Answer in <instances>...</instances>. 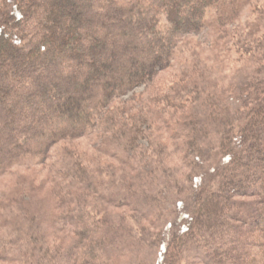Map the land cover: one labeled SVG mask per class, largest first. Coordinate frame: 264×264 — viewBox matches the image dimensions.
Returning <instances> with one entry per match:
<instances>
[{
    "label": "trees",
    "instance_id": "trees-1",
    "mask_svg": "<svg viewBox=\"0 0 264 264\" xmlns=\"http://www.w3.org/2000/svg\"><path fill=\"white\" fill-rule=\"evenodd\" d=\"M262 1L0 0V179L19 168L45 166L60 178L59 186L72 199L83 198L79 192L93 181L94 191L82 203L88 202L96 211L100 199L110 198L109 204L128 197L140 200L134 205L135 214L161 234L156 264H180V259L183 264H264ZM245 12L252 13V19L243 22ZM201 33L210 37L207 50L201 44L185 43ZM184 46L192 50L190 59L181 65L182 79L164 89L161 99L166 110L188 107L190 114L174 128L161 114L155 115L156 122L174 132L169 139L183 154L184 166L192 168L185 176L183 196L174 198L168 193L177 184L170 179L176 170H166L160 181L164 183L152 198L149 189L136 188L139 185L134 181L139 183L140 178L133 179L134 175L122 169H92L90 180L83 182L85 168L80 158L72 151H53L89 137L97 127H102L99 148L117 152L121 158L125 152L118 146L135 141L143 124L149 127L148 137L154 136L151 126L156 123L148 118L145 106L136 114V108L115 106V102L175 68ZM203 62L223 67L237 62L244 68L231 71L233 95L213 104L201 97L205 95L201 81L209 76L199 71ZM197 119H202L200 124L195 123ZM234 122L239 130L236 135L231 132ZM117 125L122 129L116 136L107 135ZM148 151L140 150L146 156ZM136 159L132 153L122 160L142 177L144 163ZM116 172L121 173L118 179L105 178ZM122 181L134 184L130 186L133 194L130 189L125 191ZM159 197L163 202L158 203ZM66 200L62 198L58 205ZM167 202L174 207L170 222ZM124 206L133 208L130 202ZM77 208L69 212L80 221L91 213ZM69 212L55 214L57 229L64 225L59 218L71 222ZM107 217L114 220L108 229L96 230L93 224L89 231L90 226L74 224L80 238L73 241L72 257L69 253L57 263L69 258V264H113L117 255L125 254L123 245L132 229L126 226L123 234L117 218ZM8 229L13 234L2 235L0 229V261L8 262L11 254L17 260L28 258L38 248L28 243L23 226ZM142 245L144 241L135 236L132 246L144 255L147 251ZM35 257L42 260L41 255Z\"/></svg>",
    "mask_w": 264,
    "mask_h": 264
},
{
    "label": "rangeland",
    "instance_id": "rangeland-1",
    "mask_svg": "<svg viewBox=\"0 0 264 264\" xmlns=\"http://www.w3.org/2000/svg\"><path fill=\"white\" fill-rule=\"evenodd\" d=\"M262 6H264V1L261 2V7ZM249 19H252V13L245 12L243 14L242 21L245 22ZM185 43H188L187 45L191 44L192 46L201 44L202 49L207 50L206 47H209L208 45L210 43V37L205 33H201L189 38ZM202 44L206 46H203ZM191 50L192 47H182L181 53L177 55V62H174L175 68L170 69L166 72H162L156 78V81L152 85H142L115 102V106L125 105L128 108H136V114L140 112H138L139 107L145 106L146 110L149 113L148 118L154 119L156 123H154L155 125L151 126V129L154 131V136L148 137L149 127L148 125L143 124L139 130L140 132H137L135 141L132 140L131 142L124 144V147L123 144L122 146H118L122 151L124 149L125 153L123 154L125 156H122L123 158L133 153L137 157L136 160L144 163L145 170L143 171V173L145 174L142 177L134 169L124 165V161L122 160L123 158H121L117 154V152H107L99 148L98 134L100 133V130H102V127H97L96 129H94L93 134L89 137L71 142L67 145H61L53 152L58 151L66 154L68 151H72V153L76 154L77 158H80V160L82 161L81 166L85 168L84 170H82L83 182L85 180H90L89 176L92 169H96L99 167L101 169L109 167L112 169H116V171L122 169V171L124 170L127 173H131L132 175H134L133 179L140 178L141 180L139 179V183H136L134 181L135 184L139 185L136 186V188H138L139 190L142 188L149 189V197L151 198L152 193H154V191L156 192L159 187L161 188L160 185L164 183H160V181L161 176L167 174L166 170H176V172L174 171L173 174H170V179L174 180L177 184H174V186L172 185L170 190H168V193L173 195L174 198L183 196V193H185L183 191V187H185V176L187 174H190L192 168L184 166L183 154L175 150V143L172 141V139H169L168 135H172V133L174 132L170 130L171 128L167 130L166 126H162L159 121L156 122L155 115L157 113L161 114V117L166 122H169L173 126V128L174 126L181 125L186 122V119L190 114V109L187 107V109L184 110L168 111L166 110V103L163 101V99H161V96L164 89L180 82V80L182 79L181 65L184 64V62L188 61V59H190ZM200 66L201 67L199 71H206V73L209 74V76L206 75L207 78L205 77V79H207L206 81H201V83L204 85L203 87H201V89H203V93H205V95H203L202 93L200 94H202L201 97L204 100H210L211 104H213V102L215 101L217 102L218 99L225 100L226 97L232 94L230 88L234 85V82L230 79L231 71H240L244 69L237 62L234 64L228 63V65L224 67L222 65L216 66V63L212 64L208 62L204 64L203 62ZM237 84L238 82L235 84V86ZM191 97L194 98V96ZM230 116L232 117L231 114ZM201 120L202 119H197L195 123L200 124ZM229 121L230 120H228V123ZM234 123L235 124L232 126L233 128L231 129V132L236 135L238 134L239 130L237 128L238 124L236 122ZM230 124L232 125V122H230ZM224 127H227V122L225 123ZM219 128H223V126H219ZM121 129L122 127L120 125H117L114 131H111L107 135L111 137L116 136V134ZM226 129L227 128H225V130ZM158 136L161 137L159 138V140L154 139ZM122 141L123 140H121V142ZM154 142L159 143L157 147L154 145ZM197 144L200 147H204V144L202 142ZM142 149L149 150L147 152V156L141 154L140 150ZM58 152L57 155L62 157L63 155L61 153L58 154ZM206 152L207 150H205V153ZM52 156L54 158L56 156V153L55 155L52 154ZM56 160L57 159H54L53 162H55ZM71 163L73 164V161ZM158 166L162 167V169L157 170L156 168H158ZM86 170L88 173L86 172ZM109 170L107 169V171ZM151 170L152 172H154H149ZM119 175H121V173L119 172L109 173L105 175V178L107 180H110L112 178L118 179ZM59 180L60 178L51 173L50 169L45 166H30L19 168L11 174L0 179V229L2 231V235H10V232L13 234L14 231L12 232L8 229L10 226H23V228L27 229V232L29 234L27 237L29 238L27 239L28 243H33L35 246H38V248L39 245H41L39 254L38 248L33 250L32 254L30 256H27L28 258H25L26 260L23 258H21V260H17L20 258H14V255L11 254V256H8V258H6L8 262L0 261V264H58L57 262L60 257L69 255V253V258L72 257L71 255L74 252V250H71L73 241L79 240L80 238V236L77 234V229L74 227V224L77 223V227H80V225L84 227L90 226L89 231H91V229L93 228V224L96 226L93 229H108V226L113 224L114 222L112 221L114 220L108 218L107 215L117 218L118 221L116 223L121 225L123 234L125 233L124 229L126 226L128 229H132V231L130 232L131 235L129 236L125 245H123L125 246L126 250L125 254H123L122 252L121 257L117 255L113 264H131V262H133V264H156L155 256L157 252L159 253L158 242L160 241L161 234H159L157 228L151 226L148 220H142L135 214L133 209H136V206L134 205H137L136 202L140 200L133 201L128 197L121 199L119 202L117 201L118 199L114 200V204H109L110 201H112L110 198V201L107 200L106 202L101 201V199L99 198L100 201L97 202V206L99 205L100 210L96 211L95 208L92 207L93 205L89 204L88 202L82 203L83 198L87 200V197L94 191L95 185L93 181H89L90 186H88V189L86 191H78L81 195H83V198L72 199L68 196L67 192H64L63 188L59 186ZM130 182L131 181H122L121 184L123 185L125 191L126 189H130L128 191H132L131 194H133L134 188L130 186L134 184H131ZM186 186H188V183H186ZM136 188L135 191H137ZM74 194L75 193H72V196ZM138 195L139 194H137V197H139ZM65 197L67 198L66 202L64 201L65 203L58 205V203L61 202V199ZM160 199L162 198L159 197L158 203L162 201ZM128 202L133 205V208L124 206ZM148 203H152V200L150 202L148 201ZM138 204V209H140L141 203ZM162 205H164V203H162ZM76 207H79L77 208L79 209L78 211H80V207L83 210L85 209V211L83 212L84 214H86V211H89V209L91 210V213L86 214L85 218H83L84 220L80 221L78 216L75 215L74 212L70 213V210ZM166 208L169 209V211L171 210L170 213H172L170 214L169 212H166V219L168 218L170 222L172 221L171 218L173 216L174 207L172 205L170 206L169 202H167ZM68 212L71 222H65L64 220H62V218H59V223H62L64 225L62 226V229H57V227L55 226V218L58 217L55 216V214L64 215ZM56 222H58V220H56ZM43 234L45 236H43ZM135 236H138L141 240L144 241V245L142 246L145 247L147 251V253H145L144 255L139 254L138 250L134 249L135 245L132 246L133 238ZM143 236H146V238H144ZM42 244L43 246L45 245L43 248ZM45 247L46 251L44 250ZM43 250L45 257H43L42 254ZM37 255H41L42 260H36L35 256ZM69 258L62 261L60 264H69ZM182 262L183 260L181 261L180 259L179 263L183 264ZM70 264L81 263L79 261H76V263Z\"/></svg>",
    "mask_w": 264,
    "mask_h": 264
}]
</instances>
